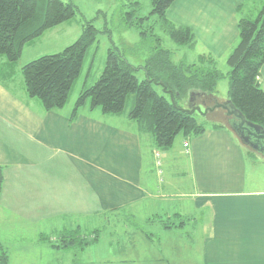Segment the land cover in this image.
<instances>
[{
    "label": "crops",
    "instance_id": "crops-1",
    "mask_svg": "<svg viewBox=\"0 0 264 264\" xmlns=\"http://www.w3.org/2000/svg\"><path fill=\"white\" fill-rule=\"evenodd\" d=\"M243 2L175 0L168 12L192 30L197 58L215 61L238 42L237 8ZM13 77L14 71L9 81L0 82V217H24L29 211L35 226L36 219L46 220L60 226L55 232L129 217V228L137 230L129 234V261L137 258L131 253L139 242L144 264H155L150 263L154 258L162 261L158 264H182L180 251L146 231L147 226L167 237L190 227L196 234L189 244L198 253L186 256L197 257V264H264V186L247 160L255 154L225 126L206 127L191 139L176 137L172 148L162 152L125 116L83 108L71 119L73 107L43 110ZM259 82L264 91V64ZM173 215L186 220L184 227L164 228ZM43 236L48 235L38 233L37 242Z\"/></svg>",
    "mask_w": 264,
    "mask_h": 264
},
{
    "label": "trees",
    "instance_id": "trees-1",
    "mask_svg": "<svg viewBox=\"0 0 264 264\" xmlns=\"http://www.w3.org/2000/svg\"><path fill=\"white\" fill-rule=\"evenodd\" d=\"M175 0H150V16L156 19L160 30L177 47L193 49L196 38L186 26H177L166 17V11ZM136 5V3H134ZM246 5L237 8L238 42L227 57L228 100L245 119L264 127V91L259 82L264 64V0L255 15L246 12ZM248 7V6H247ZM76 16L71 3L61 0H0V82L10 79L23 48L29 46L46 31L61 25ZM135 11L126 13L124 24L140 29L143 41L154 38L146 60L141 67L144 81L133 75L136 71L121 55L108 50L104 67L97 80L84 85L74 102L71 119L87 108L99 109L101 114L125 116L136 123L142 133H149L158 151H169L177 136L191 139L201 136L206 127L199 125L195 114L180 110L195 95L214 96L223 75L216 70L212 57L201 55L194 63L172 61L173 51L165 48L159 37L153 34L154 25L147 29L137 18ZM97 31L86 23L79 38L63 51L35 59L21 68V78L26 96L36 100L45 111L64 108L71 96L89 47L95 42ZM161 92L159 94L156 90ZM162 90L163 93H162ZM166 95V96H165ZM170 95L174 106L171 103ZM211 129L222 125L212 124ZM252 155V154H250ZM253 156V155H252ZM3 185V170L0 167V195ZM186 220L178 215L166 218L165 229L184 227ZM80 228L65 229L52 237L43 236L41 242L54 250H73L76 246L88 245L98 240L96 229L89 237L79 235ZM0 264H7V253L1 248Z\"/></svg>",
    "mask_w": 264,
    "mask_h": 264
},
{
    "label": "rangeland",
    "instance_id": "rangeland-1",
    "mask_svg": "<svg viewBox=\"0 0 264 264\" xmlns=\"http://www.w3.org/2000/svg\"><path fill=\"white\" fill-rule=\"evenodd\" d=\"M61 1L63 3H71L76 9V16L46 31L34 43L23 48L21 57L14 67L13 78L14 84L17 87L23 85L20 72L25 64L40 57L54 55L63 51L79 38L86 23H91L97 31L95 42L87 50L80 75L73 85L71 96L66 106L73 107L82 87L84 85L90 86L97 80L104 67L109 49L121 55L134 68L143 66L149 48L155 42L154 38L149 36H147V40L143 41L140 29L124 24V17L130 11H135V20H138L137 18H148L146 21L141 22V27L142 25L145 27L143 28L144 30L151 24L154 25L153 34L161 39L163 47L173 51L172 61L174 63H179L180 61L194 63L197 61L198 48L194 51V49L175 46L160 30L159 24L157 22L154 23L156 19L150 16V0ZM261 2L262 0H245L243 5H246V12L243 15H248L249 11H252L251 13L255 15L260 9ZM166 17L174 25L183 26L179 24L181 20L174 17L173 13L170 15L168 10L166 11ZM184 21L190 22L188 18H185ZM227 57L215 60L216 70L223 75V79L218 81L214 92V96L218 97L219 102L228 99V79L226 73L229 69L227 67ZM133 75L139 82L145 79L142 70L138 68H136V71H133ZM15 89L17 90L18 88L15 87ZM156 90L161 94L158 88ZM97 112H100L99 109H97ZM194 117L199 125L205 127H210L215 123L226 127L224 121L214 119L209 115L202 116L196 113ZM178 138L179 136H177V140ZM253 156H248L247 159L249 161V169L259 172L258 174L256 173V177H260L262 185L264 186V160ZM157 174L159 177H162L163 172L161 168L160 173ZM175 205L178 206L177 204ZM6 215L8 218L4 216L0 217V250L3 248L6 251L8 257L7 264H144L147 262L140 258L142 244L139 242L135 243V247L132 250L135 253H131V255L137 258H135L134 262L132 260L129 261V234L137 232L135 227L129 228V217L113 219L106 222L99 219L89 226L83 225L84 229L82 227L80 228L79 235L84 236L89 243V237L96 229L99 231V238L96 242L83 245L84 248H81V245H79L73 250H54L44 242H37V234L43 232L49 237H52L51 239L54 241V235L59 233L55 232V230H60V226L47 224L46 220L41 219L35 220L37 221V226H35L30 220L29 215L32 214L29 211L24 217L11 213L10 215L6 213ZM136 223L138 224L139 221H136ZM140 230H138V233ZM146 231L153 233L156 237L160 236L167 246L174 245L176 250L180 251V262L182 264L198 263L197 257L186 256V254L198 253L197 246L192 243L191 245L189 244L190 236L196 234L195 232L193 233L190 227H186L182 235L178 234V231L167 233L173 234V237H167L163 233L165 231L162 232L156 226H147ZM199 236L197 234L195 237L200 238ZM156 237H154L155 243L157 242ZM136 238H138L137 235ZM137 245H139L138 248ZM159 262L161 263L162 261ZM159 262L156 258L150 261V263L155 264ZM169 262L171 263L172 261Z\"/></svg>",
    "mask_w": 264,
    "mask_h": 264
},
{
    "label": "water",
    "instance_id": "water-1",
    "mask_svg": "<svg viewBox=\"0 0 264 264\" xmlns=\"http://www.w3.org/2000/svg\"><path fill=\"white\" fill-rule=\"evenodd\" d=\"M196 98L205 99L208 96L195 95L192 101H195ZM210 99L215 102L211 108L197 105L193 108H180V110L190 116L194 113L206 116L208 112L223 110L225 117L228 119L226 128L235 136L241 145L264 160V127L247 121L243 114L229 100L219 102L216 98L210 97ZM170 100L174 106L171 95Z\"/></svg>",
    "mask_w": 264,
    "mask_h": 264
},
{
    "label": "flooded vegetation",
    "instance_id": "flooded-vegetation-1",
    "mask_svg": "<svg viewBox=\"0 0 264 264\" xmlns=\"http://www.w3.org/2000/svg\"><path fill=\"white\" fill-rule=\"evenodd\" d=\"M190 100L192 101V99ZM190 100L189 102H187V105H186V107L188 108H193L197 105H201V106L203 105V107L211 108L215 104V102L209 98H205V99L196 98L195 101H192V102ZM206 115L212 116L214 119L222 120L227 124L228 119L227 117H225V113L223 110H215L213 112H208Z\"/></svg>",
    "mask_w": 264,
    "mask_h": 264
},
{
    "label": "built area",
    "instance_id": "built-area-1",
    "mask_svg": "<svg viewBox=\"0 0 264 264\" xmlns=\"http://www.w3.org/2000/svg\"><path fill=\"white\" fill-rule=\"evenodd\" d=\"M182 147H183L185 153H187V152H188V142H187V141L184 142L183 145H182ZM159 155H160V154H159L158 151H155V152H154L155 167H156V169H157V173H160V168H161V161H160V159H159V157H160Z\"/></svg>",
    "mask_w": 264,
    "mask_h": 264
}]
</instances>
